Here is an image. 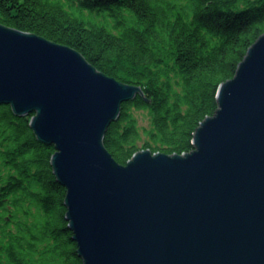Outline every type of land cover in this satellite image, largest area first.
Returning a JSON list of instances; mask_svg holds the SVG:
<instances>
[{
	"label": "water",
	"instance_id": "1",
	"mask_svg": "<svg viewBox=\"0 0 264 264\" xmlns=\"http://www.w3.org/2000/svg\"><path fill=\"white\" fill-rule=\"evenodd\" d=\"M137 95L77 51L0 24V105L33 114L37 140L54 146L82 264H264V35L189 153L112 158L104 135Z\"/></svg>",
	"mask_w": 264,
	"mask_h": 264
},
{
	"label": "trees",
	"instance_id": "2",
	"mask_svg": "<svg viewBox=\"0 0 264 264\" xmlns=\"http://www.w3.org/2000/svg\"><path fill=\"white\" fill-rule=\"evenodd\" d=\"M0 24L67 46L141 88L103 139L124 165L140 150H193L194 132L218 108L219 86L264 35V0H0ZM134 110L149 113L141 149ZM32 117L0 105V264H82L51 166L54 146L37 140Z\"/></svg>",
	"mask_w": 264,
	"mask_h": 264
},
{
	"label": "rangeland",
	"instance_id": "3",
	"mask_svg": "<svg viewBox=\"0 0 264 264\" xmlns=\"http://www.w3.org/2000/svg\"><path fill=\"white\" fill-rule=\"evenodd\" d=\"M132 114L139 133V140L137 145L141 149L144 143L149 140V136L147 134V131L150 128L149 113L146 110H134Z\"/></svg>",
	"mask_w": 264,
	"mask_h": 264
}]
</instances>
